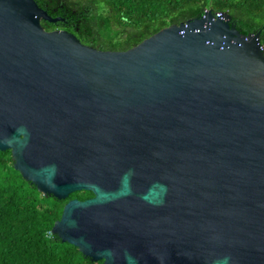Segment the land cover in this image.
Returning a JSON list of instances; mask_svg holds the SVG:
<instances>
[{"label":"water","instance_id":"95a60500","mask_svg":"<svg viewBox=\"0 0 264 264\" xmlns=\"http://www.w3.org/2000/svg\"><path fill=\"white\" fill-rule=\"evenodd\" d=\"M100 51L0 0V151L102 264H264V51L229 17Z\"/></svg>","mask_w":264,"mask_h":264},{"label":"trees","instance_id":"16d2710c","mask_svg":"<svg viewBox=\"0 0 264 264\" xmlns=\"http://www.w3.org/2000/svg\"><path fill=\"white\" fill-rule=\"evenodd\" d=\"M65 31L100 51H127L161 29L200 18L206 10L226 14L240 34L259 32L264 51V0H34ZM93 197L80 191L65 200L43 196L14 170L10 151H0V264H102L51 233L68 200Z\"/></svg>","mask_w":264,"mask_h":264},{"label":"built area","instance_id":"2783aa9c","mask_svg":"<svg viewBox=\"0 0 264 264\" xmlns=\"http://www.w3.org/2000/svg\"><path fill=\"white\" fill-rule=\"evenodd\" d=\"M222 14L221 13H216L215 15H214V18L215 19H217V18H222Z\"/></svg>","mask_w":264,"mask_h":264},{"label":"bare ground","instance_id":"6f19581e","mask_svg":"<svg viewBox=\"0 0 264 264\" xmlns=\"http://www.w3.org/2000/svg\"><path fill=\"white\" fill-rule=\"evenodd\" d=\"M85 200V199H84Z\"/></svg>","mask_w":264,"mask_h":264}]
</instances>
